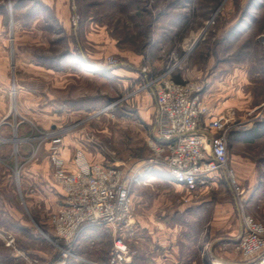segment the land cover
<instances>
[{
  "label": "rangeland",
  "instance_id": "1",
  "mask_svg": "<svg viewBox=\"0 0 264 264\" xmlns=\"http://www.w3.org/2000/svg\"><path fill=\"white\" fill-rule=\"evenodd\" d=\"M65 3L70 26H54L49 15L53 31L47 41L30 46L10 39V26L26 12L0 0L5 26L0 36V151L21 167L47 162L50 179L55 159L62 158L65 172L74 173L79 149L107 166L130 169L146 162L153 157L148 139L155 129L156 94L170 70L174 80L198 69L205 76L215 66H221L222 76L238 75L243 81L234 85L227 120L234 118L230 123L243 131L264 123V0ZM17 49L39 57L15 56ZM82 55L101 73L84 71ZM243 139L229 150L231 167L252 203L249 213L264 224V135ZM132 196L128 233L100 228L82 236L68 264H106L119 238L127 245L125 254L135 252L138 246L129 245L134 230L139 232V264H247L236 250L241 221L225 174L197 191L154 181L133 188ZM198 198L208 201L200 212H181L184 203ZM217 203L223 206L219 211Z\"/></svg>",
  "mask_w": 264,
  "mask_h": 264
},
{
  "label": "built area",
  "instance_id": "2",
  "mask_svg": "<svg viewBox=\"0 0 264 264\" xmlns=\"http://www.w3.org/2000/svg\"><path fill=\"white\" fill-rule=\"evenodd\" d=\"M171 71L161 80L156 94V136L150 141L153 157L142 166L123 169L90 164L78 152L77 171L67 173L62 162L55 159V177L65 198L63 209L53 219V243L59 253L46 264H68L74 256V246L88 228H126L132 216L133 188L152 182L157 170L165 171L174 183L190 191L207 187L217 176L225 174L233 188L241 221L236 250L247 264H264V224L247 212L245 192L231 167L228 136L235 126L222 118L207 122L204 85L196 81L177 82ZM126 252L124 240L116 239L110 264L125 262Z\"/></svg>",
  "mask_w": 264,
  "mask_h": 264
},
{
  "label": "crops",
  "instance_id": "3",
  "mask_svg": "<svg viewBox=\"0 0 264 264\" xmlns=\"http://www.w3.org/2000/svg\"><path fill=\"white\" fill-rule=\"evenodd\" d=\"M10 6L16 10L23 8L26 12L25 17L19 18L10 26V39L12 41L28 42L30 46H32V42H46L49 33L53 31L48 28L50 26V23L47 22L49 15L53 19L52 23L54 26L56 25L62 28H68L70 26L69 8L65 0H10ZM2 27L5 31L3 22H0V36L4 35L2 34ZM14 55L28 58L39 57L29 49H17ZM81 57L83 61L79 63H82L81 66L84 71L90 73L96 72L97 70L101 71L99 67L94 68L92 63L86 59L85 56L82 55ZM210 66L214 65L211 64ZM220 68L221 66H215V68H212L211 71L209 70L210 72L205 76H203V71L200 69L185 72L177 79L182 82L192 80L204 85L202 97L206 106L207 113L205 120L207 122L216 118H224L225 121L230 123L235 120L234 118L227 120L225 116L227 112L230 113V111H232L230 110L232 107V99H230V97L236 95L237 87L234 86L235 83H238L239 80L242 82L243 80L239 79L238 75L233 77H227V75L222 76V74H220ZM1 89L3 90V87L1 88L0 85V90ZM40 97H42V95ZM155 110L156 105L154 102V111ZM139 114L141 115V110ZM142 120L144 119L142 118ZM149 121L146 120L144 122L153 124V122L150 123ZM263 135L264 123L257 124L254 128L246 129V131L232 128L228 136L229 148H231L234 141H243L244 137L246 140H251L253 138H261ZM155 136V129H152L148 141L150 142L153 140ZM55 150L56 154L60 153L58 147ZM78 152L83 153L90 164L105 165L103 162L91 158L89 154L82 149H79L76 154ZM5 156L8 157L9 154L5 155L3 151H0V264H33L36 262L39 264H46L56 259L59 253L58 247L53 243L56 236L55 231L53 228L51 230L48 226H52L51 217L57 215L64 207V191L55 175L53 178H48L47 162H37L34 163L33 166L30 165L24 168L21 167L19 163L13 161V159L10 160L11 157L6 158ZM59 160L62 162V165L66 167L62 158ZM144 163L145 162L141 163L139 166H142ZM71 168L73 169L72 171L75 172L78 169L75 158ZM154 181L166 183L170 187L178 190H186L184 186L174 183L165 171L157 170L156 177L152 182ZM203 188L205 187L201 189ZM245 199L247 212L249 213L248 208L252 203H249L247 195ZM203 202L208 203L207 200L199 202V198L191 200L189 203H184L183 211L181 212H191L192 210H198V212H200V205H202ZM217 204L218 207H216V209L219 211V208L223 206H221L220 203ZM49 214L50 220L47 221ZM220 220L221 219H219V221ZM130 222V224L133 223V215L131 216ZM100 228L107 227H92L87 229L82 236L95 234L96 231H100ZM107 229L114 230L109 227ZM125 229L123 230L128 233L129 228ZM125 231L124 234H126ZM151 233L154 235L153 230ZM137 234H139L138 230L131 232L129 245L134 243L138 246V250L136 249L135 252L130 251L129 254H125V260L126 258L127 260L130 258L131 263L125 261L124 264H139V236ZM175 236H177V234ZM11 240H13L12 243H10ZM172 249L175 250L176 247ZM168 257H172L170 252ZM106 261L109 263V260L106 259ZM90 264L97 263L90 262ZM98 264L100 263L98 262ZM120 264L123 263L121 262ZM168 264L181 263L175 261L174 263Z\"/></svg>",
  "mask_w": 264,
  "mask_h": 264
},
{
  "label": "trees",
  "instance_id": "4",
  "mask_svg": "<svg viewBox=\"0 0 264 264\" xmlns=\"http://www.w3.org/2000/svg\"><path fill=\"white\" fill-rule=\"evenodd\" d=\"M175 81L177 82H182V81H179L177 78H175ZM124 264V262H122ZM106 264H110V259H109V263H106Z\"/></svg>",
  "mask_w": 264,
  "mask_h": 264
}]
</instances>
